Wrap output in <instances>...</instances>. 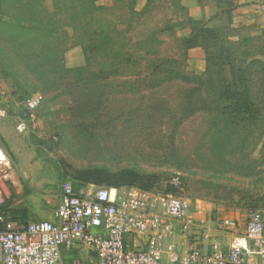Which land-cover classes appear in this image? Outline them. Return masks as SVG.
<instances>
[{"label":"rangeland","instance_id":"obj_1","mask_svg":"<svg viewBox=\"0 0 264 264\" xmlns=\"http://www.w3.org/2000/svg\"><path fill=\"white\" fill-rule=\"evenodd\" d=\"M47 2L50 6L51 0ZM227 3L219 0L218 7L212 10L216 14L207 21L196 22L206 24L203 27L209 29L228 27L229 19L224 12L231 7ZM99 5L116 8L114 19H129L127 7H134L137 13L145 12L144 19L139 21L140 26L131 30L130 37L135 41L141 33L139 31H144L147 37L160 30L159 57L173 61L187 80L176 79L171 82L170 76L166 75L159 87L139 92H113L108 108L110 116L103 119L104 124L94 131L91 121L71 117L68 110L69 105H72L70 96L46 90L42 84L33 86L34 77L25 67L20 65L25 75L29 73L28 77L23 78V73L9 58L0 56V108L7 109L9 113L7 117L0 118V122L10 123L15 140L21 145L20 153L10 156L0 138L1 145L12 160L11 170H0V213L17 223L43 221L34 216L26 218L25 213L30 208L43 213L42 203L45 201L56 216L62 201V187L67 181L77 193L83 189L94 191L99 187H108L83 184L75 179L78 173L88 172L100 173L106 181L127 171L157 176L160 183L156 190L159 191H164L178 175L185 181L184 188L176 194L191 200L193 217V198L189 190L193 180L209 179L203 175L205 170L202 169L213 167L216 162L212 158L214 145L219 143L227 159L240 166L251 165L255 168L264 154L262 129L235 130L226 128L224 119L210 114L183 113L184 105L195 99L193 92L196 90L201 89L209 101L207 72L212 76L223 74L232 80V70H245L256 60L264 64V27L251 25L233 28L229 32L217 31L222 35L217 41L198 39L193 46V42L188 45L184 41L194 29L187 22L188 17L193 18L184 0H101ZM211 19L214 21L207 24ZM68 32L70 48L65 55V64L72 69L83 65L85 58L83 49L75 44L73 31ZM228 55L232 56V67L228 66ZM3 71L8 74L7 77ZM15 76L21 77L22 86L14 83ZM133 80L121 77L117 82ZM258 90L255 92L264 106V96ZM36 95H41L43 101L36 111L35 119L26 121L28 130L19 133L16 126L25 120L28 102ZM231 178L240 179L234 173ZM216 181L227 183L230 180ZM251 182L253 179L246 181L248 184ZM217 206L226 207V204ZM242 213L247 223L249 212ZM217 216L216 219L211 217L216 226L214 229H219L221 220H225ZM190 233V244H193V228ZM81 252L82 249L76 255V264H88Z\"/></svg>","mask_w":264,"mask_h":264},{"label":"trees","instance_id":"obj_2","mask_svg":"<svg viewBox=\"0 0 264 264\" xmlns=\"http://www.w3.org/2000/svg\"><path fill=\"white\" fill-rule=\"evenodd\" d=\"M100 1L51 0L49 6L47 0H0V56L3 59L9 58L23 73V78L30 73L34 77L33 86L42 84L46 90L70 96L72 105H69L68 110L71 117L91 121V129L94 131L104 124L103 119L110 116L108 108L113 92H139L159 87L166 75L170 76L171 82L176 79L187 80L173 61L159 57L160 30L147 37L144 31H139L141 33L135 41L130 37L131 30L140 26L139 21L144 19L145 12L137 13L134 7H127L130 11L129 19H114L117 9L101 7ZM233 10L231 7L224 12L229 22L228 27L221 30L204 28L206 24L188 17L187 22L194 28L193 31L191 29L193 36L190 34L184 41L188 45L193 42V46L198 39L217 41L222 36L219 33L233 30ZM199 26L200 29L197 28ZM69 30L73 31L75 44L83 49L85 58L83 65L72 69L65 64V55L70 48ZM227 58L228 66H234L232 56L228 55ZM20 65L29 72L27 75L22 71L23 67L20 69ZM206 76L209 78L208 85H211L206 90L210 94L209 101L201 89L196 90L193 92L195 99L184 105L183 113L210 114L224 119L226 128H253L264 132V106L255 92L259 89L264 96L262 61H252L242 71L232 70V80L223 74L212 76L207 72ZM121 77L134 80L117 82ZM20 79V76L13 77L17 86L23 85ZM212 152L216 162L213 167L202 169L205 170L203 175L209 179L193 180L190 197L193 200L223 203L229 209L242 212H264V154L261 155L259 165L253 168L251 165L240 166L227 159L219 143L214 145ZM232 173L240 179L231 178ZM75 179L94 186H133L175 195L185 181L180 178L179 190L170 183L164 191H159L156 190L160 183L157 176L129 171L107 181L103 180L100 173L91 172L78 173ZM217 179L230 181L221 183ZM249 179H253L251 184L246 183ZM30 222L19 224L26 226Z\"/></svg>","mask_w":264,"mask_h":264},{"label":"built area","instance_id":"obj_3","mask_svg":"<svg viewBox=\"0 0 264 264\" xmlns=\"http://www.w3.org/2000/svg\"><path fill=\"white\" fill-rule=\"evenodd\" d=\"M42 101L41 95L29 100L28 114L17 125L19 133L28 130L26 121L35 119ZM8 114L0 108V118ZM11 169L12 160L0 141V170ZM171 185L179 190L180 176ZM62 188L57 223L31 221L22 226L0 214V264H64L63 249L77 245L96 255L94 264H166V247L168 264H243L252 251L264 264V212L260 210L249 212L245 234L235 237L227 252L213 246L210 254L205 253L187 241L184 254L173 241L177 224L184 235L193 228L190 199L133 186L77 193L67 181ZM219 227L229 232L235 223L225 219Z\"/></svg>","mask_w":264,"mask_h":264},{"label":"crops","instance_id":"obj_4","mask_svg":"<svg viewBox=\"0 0 264 264\" xmlns=\"http://www.w3.org/2000/svg\"><path fill=\"white\" fill-rule=\"evenodd\" d=\"M187 7H189L190 16L195 21H207L211 15L216 14L214 7H218L219 0H184ZM230 4L228 7H232V23L234 28H244L251 25L264 27V0H224ZM227 3V5H228ZM213 10V11H212ZM217 11V9H216ZM213 12V13H212ZM218 12V11H217ZM25 119V117L23 118ZM19 124V123H18ZM17 124V125H18ZM17 128V126H16ZM10 123L0 122V138L3 141L8 153L17 156L20 153L21 145L15 140V136L12 132ZM217 204L210 201H204L200 199L193 200V246H198L203 252L211 253L213 246L219 247L223 252H227L231 246L232 241L237 236L245 234L247 223L244 222V214L242 211L229 209L225 206L218 207ZM43 213L37 210L29 209L28 216L42 219L43 221H50L57 223L58 220L55 216V211L48 209L47 202H43ZM218 210L217 212H215ZM221 216V219L228 218L235 223V228L229 232L221 231L215 228V223L211 219H216ZM264 216V215H263ZM219 219V218H217ZM191 233L184 235L180 232L179 224H177V231L174 238L177 248L180 252L186 253L188 249V242L190 240ZM170 243H166L168 246ZM165 246V243H164ZM82 249V256L88 262V264H94L96 262V255L93 253H87L85 249L77 245L71 250L63 249L62 262L64 264H76V255ZM164 250L163 261L168 264L169 254L168 250ZM243 264H259L258 257L252 253L246 257V261Z\"/></svg>","mask_w":264,"mask_h":264},{"label":"water","instance_id":"obj_5","mask_svg":"<svg viewBox=\"0 0 264 264\" xmlns=\"http://www.w3.org/2000/svg\"><path fill=\"white\" fill-rule=\"evenodd\" d=\"M50 150V149H49Z\"/></svg>","mask_w":264,"mask_h":264}]
</instances>
